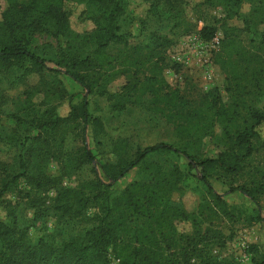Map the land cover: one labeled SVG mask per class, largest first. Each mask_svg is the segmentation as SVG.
Returning <instances> with one entry per match:
<instances>
[{
	"label": "trees",
	"instance_id": "trees-1",
	"mask_svg": "<svg viewBox=\"0 0 264 264\" xmlns=\"http://www.w3.org/2000/svg\"><path fill=\"white\" fill-rule=\"evenodd\" d=\"M70 1L75 0H8V6L2 13L0 142L9 139L18 143L22 152L13 163L0 158V205L14 182L25 178L30 188L26 198L34 209L35 218L52 214L59 220L75 219L82 217L94 205L98 208V223L84 235L61 243L46 237L34 242L26 228L0 219V264H111L110 250L120 260L119 264H237L220 259L211 251L214 245H224V237L222 232L219 234L209 227L211 220L207 225L208 216L231 213L223 194L212 183V171L222 170L228 176H235L248 172L250 166L249 172L253 171L256 178L236 185L232 183L230 191H239L250 197L258 206L255 219L264 220L259 210L264 201V163L257 166L249 164L251 156L261 148L257 141L261 139L258 126L264 122L263 110H251L249 125L237 128L233 133L225 132L224 136L230 143L227 150L221 151L217 157L202 158L191 165L190 168H199L201 175L193 176L206 187L207 201L202 205L201 213L172 202L173 192L185 187L192 175L180 167L169 171L158 169V175L148 183H131L115 196L111 192L114 182L149 153L176 151L177 148L167 142L138 149L132 159L104 164L105 179L109 182L104 181L95 170L92 180L74 187L59 186L61 177L49 174L47 166L52 159L61 162L62 168L76 170L85 164H93L95 155L87 142L90 119L87 97L72 103L74 94L63 85H58L61 82L56 86L49 83L48 75H68L93 93L95 89L101 91L97 80L105 75L102 61L109 59L108 63H122L126 65L123 71L129 74L121 94L126 99L120 106L124 108L132 101L134 93L159 92L155 88L160 82L156 74L146 73L140 77L138 73L146 69L155 70L164 63L165 51L172 46L173 37L187 24L180 0H145L149 3L148 14L139 21L143 38L134 42L135 34L131 29L134 20L129 14L127 2L86 0V4L92 6L89 10L85 9V15L93 22L94 28L79 32L70 25L71 10L66 8ZM225 1L226 6H233L230 7L232 15H243L239 9L245 0ZM247 1L251 2V9L243 15L245 23L251 25L264 21V0ZM205 2L212 4L213 0ZM151 23L157 24V28L149 26ZM163 23L168 26L165 28L169 32L162 29ZM232 29L238 31L236 27ZM199 33L205 40L212 39L216 26L206 23ZM41 34L65 38V45L60 44L57 49L56 59L41 55L32 48L36 36ZM226 37V40L232 41L228 35ZM111 45H121L122 48L108 53ZM52 62L55 66L49 65ZM33 74L40 77L36 84L28 79ZM4 78L7 79L6 87L3 85ZM19 85L24 88L22 94L29 106L12 113L15 124L11 131L4 133L1 111L7 103L8 90ZM161 92L162 100L167 103L173 91L163 89ZM38 93L44 94L41 102L33 100ZM65 99L70 101V111L62 116L57 111L58 105H53V102ZM68 127L78 129L76 135L81 137L82 144L66 152V159L65 153L61 152H65L63 140ZM190 145L191 142L182 149V153L193 162L198 157L187 149ZM52 188L57 192L49 197L47 192ZM178 221L190 222L191 231L180 232ZM127 228L129 235L123 238L122 231ZM253 262L264 264V255L254 257Z\"/></svg>",
	"mask_w": 264,
	"mask_h": 264
},
{
	"label": "rangeland",
	"instance_id": "rangeland-1",
	"mask_svg": "<svg viewBox=\"0 0 264 264\" xmlns=\"http://www.w3.org/2000/svg\"><path fill=\"white\" fill-rule=\"evenodd\" d=\"M124 1L127 2L129 14L134 20L131 29L135 35L132 40L138 42L143 38L139 21L147 16L149 3L145 0ZM180 1L183 2L187 24L173 37L172 46L165 51L164 63L155 70L146 69L138 73L140 77L146 73L156 74L160 80L155 86L158 93L148 91L144 94H133L132 91V101L121 108L126 102L121 94L128 83L129 74L123 71L126 65L115 61L108 63L109 59L102 61L105 75L97 80L101 91L95 89L96 92L89 93L65 74L48 75L49 83L56 86L61 82L58 85H63L69 93L74 94L72 103L87 97L90 115L87 142L95 155L93 164H85L76 170L62 168L61 162L52 159L47 169L49 174L61 177L59 186L74 187L81 182L92 180L95 178V170L104 181L109 182V179H105L104 164L132 159L138 149L167 142L177 148L176 151L157 150L149 153L139 164L114 182L111 192L115 196L131 183H148L158 175V169L169 171L180 167L192 175L185 187L173 192L172 202L189 211L202 212V205L207 201L206 187L193 176L201 175L199 168H190L191 165L202 158L217 157L221 151L227 150L230 143L224 136L225 132L233 133L237 128L249 125L251 110L264 111V21L251 25L245 23L243 15L251 9V2L247 0L242 2L239 9L243 15H232L230 7L233 6H226L225 0H213L212 4L206 3L205 0ZM7 6L8 0H0V20ZM91 6L92 4H86V0L67 3L66 8L71 10L70 25L73 29L86 32L94 28L93 22L85 15V9L89 10ZM206 23L216 26L215 36L208 40L212 44L198 45L195 37L200 35L199 30ZM151 25L154 29L158 26L153 23L149 24ZM165 27L168 28L163 23L162 29L169 32ZM233 27L238 28V31L232 29ZM226 35L232 41L226 40ZM183 43L190 44L191 50H181ZM60 44L65 45L63 36L54 38L41 34L36 36L32 48L41 55L43 53L48 58L56 59ZM210 47L211 59L205 64L204 60H201L202 52L210 50ZM121 48V45H111L107 51L115 53ZM179 56L181 59H178ZM182 58H185L184 61H181ZM49 65L55 66V63ZM208 66L210 73L206 74ZM28 79L30 83L36 84L40 77L33 74ZM6 84L7 79L4 78L3 85L6 87ZM163 89L173 91L167 103L161 97ZM23 91L21 85L8 90V100L1 111L4 133L11 131L15 124L12 113L29 106ZM43 99V93L33 97L35 102H41ZM56 104L60 115L69 113V99L53 102V105ZM66 130L68 131L63 140L65 152H61L65 153V158L66 152L82 144L81 137L76 135L77 128L68 127ZM258 130L261 139L257 142L261 148L249 159V164L253 166L264 163V122L258 126ZM200 135L201 137H198ZM189 142L191 145L187 149L198 157L193 162L182 153V149ZM21 149L18 143L9 139L1 141L0 158L13 163L22 152ZM249 169L250 166L248 172L235 176H228L222 170L214 169L211 177L214 187L223 194L231 213L220 212L208 216L207 225L211 220L212 225L208 226L219 234L222 232L224 237V245H214L210 250L218 258L232 260L237 264H254V257L264 255V220L255 219L258 206L243 193L230 191L232 183L236 185L256 178L255 173L249 172ZM28 190L30 188L25 178L14 182L3 197L0 219L15 222L21 228H26L34 242L40 237H46L61 243L84 235L98 223V208L94 205L90 206L82 217L75 219L59 220L52 214L35 218L34 209L26 198ZM56 192V189L52 188L48 190L47 195L52 197ZM47 204H50L48 200ZM262 204L263 207L259 210L264 217V201ZM177 226L182 233L191 231V223L188 221H178ZM122 235L123 238L128 237V228L122 231ZM109 257L111 264H119L120 260L112 250Z\"/></svg>",
	"mask_w": 264,
	"mask_h": 264
},
{
	"label": "built area",
	"instance_id": "built-area-1",
	"mask_svg": "<svg viewBox=\"0 0 264 264\" xmlns=\"http://www.w3.org/2000/svg\"><path fill=\"white\" fill-rule=\"evenodd\" d=\"M195 40L197 41V44L199 45H209V44H212L211 42L209 43L208 40H205L203 39L200 35L196 36L195 37ZM184 48L186 49H190L191 50V46L190 44H185L183 43L181 45V50H184ZM210 50H205L204 52H202V56H201V60H204L205 64H208L210 62V59H211V55H210V51H211V47L209 48ZM178 59H181L180 56L178 57ZM185 58H182L181 61H184ZM206 74H209L210 73V68L209 66L206 68Z\"/></svg>",
	"mask_w": 264,
	"mask_h": 264
}]
</instances>
